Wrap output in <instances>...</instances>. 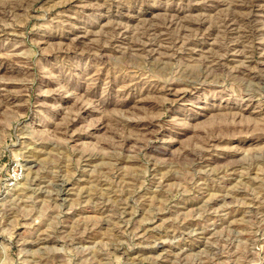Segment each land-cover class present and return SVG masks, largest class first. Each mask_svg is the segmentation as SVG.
I'll list each match as a JSON object with an SVG mask.
<instances>
[{"label": "rangeland", "instance_id": "1", "mask_svg": "<svg viewBox=\"0 0 264 264\" xmlns=\"http://www.w3.org/2000/svg\"><path fill=\"white\" fill-rule=\"evenodd\" d=\"M0 264H264V0H0Z\"/></svg>", "mask_w": 264, "mask_h": 264}]
</instances>
